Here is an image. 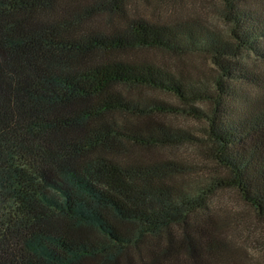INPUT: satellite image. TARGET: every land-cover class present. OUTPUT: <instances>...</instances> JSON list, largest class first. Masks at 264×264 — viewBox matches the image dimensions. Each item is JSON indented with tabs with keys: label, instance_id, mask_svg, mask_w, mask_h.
Wrapping results in <instances>:
<instances>
[{
	"label": "trees",
	"instance_id": "16d2710c",
	"mask_svg": "<svg viewBox=\"0 0 264 264\" xmlns=\"http://www.w3.org/2000/svg\"><path fill=\"white\" fill-rule=\"evenodd\" d=\"M220 4L224 33L126 18V0H0V264H175L159 238L217 189L264 220V73L245 61L264 68V0ZM141 49L203 56L215 74L127 55ZM172 114L203 121L205 139ZM183 142L222 175L178 181L180 163L130 156Z\"/></svg>",
	"mask_w": 264,
	"mask_h": 264
},
{
	"label": "rangeland",
	"instance_id": "374dc122",
	"mask_svg": "<svg viewBox=\"0 0 264 264\" xmlns=\"http://www.w3.org/2000/svg\"><path fill=\"white\" fill-rule=\"evenodd\" d=\"M220 8V0H126L124 12L126 18L141 17L158 24L203 23L224 33L227 25L220 17ZM103 19L105 25L111 27L123 23L119 14L104 16ZM127 55L182 72L191 79H211L215 74L210 60L197 54L179 56L155 49H141L128 52ZM245 61L264 73V68L261 69V65L251 55ZM154 95L173 105H180L171 97ZM166 119L171 126L205 139L203 121L182 114L167 115ZM207 154V148L183 142L167 147H133L130 156L169 159L180 163L184 173L174 178L178 181L184 178L187 181L195 177L202 179L222 175ZM189 217L185 233L182 226L175 227L172 230V242L169 244L165 241V236H161L160 241L157 240L155 252L160 253L164 247L180 250L175 264H264V220L257 217L233 189L215 190L205 200V205L192 212ZM189 246H193L196 251L191 252Z\"/></svg>",
	"mask_w": 264,
	"mask_h": 264
}]
</instances>
